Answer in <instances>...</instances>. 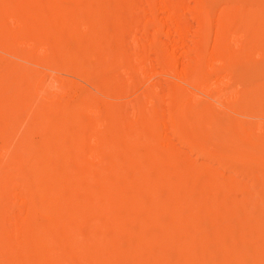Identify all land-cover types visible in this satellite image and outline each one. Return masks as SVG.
I'll list each match as a JSON object with an SVG mask.
<instances>
[{
  "label": "bare ground",
  "instance_id": "bare-ground-1",
  "mask_svg": "<svg viewBox=\"0 0 264 264\" xmlns=\"http://www.w3.org/2000/svg\"><path fill=\"white\" fill-rule=\"evenodd\" d=\"M0 264H264V0H0Z\"/></svg>",
  "mask_w": 264,
  "mask_h": 264
}]
</instances>
